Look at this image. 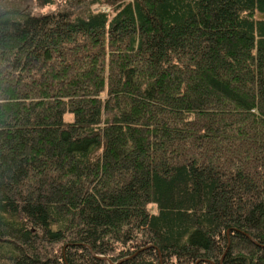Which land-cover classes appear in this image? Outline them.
Wrapping results in <instances>:
<instances>
[{
  "label": "trees",
  "instance_id": "1",
  "mask_svg": "<svg viewBox=\"0 0 264 264\" xmlns=\"http://www.w3.org/2000/svg\"><path fill=\"white\" fill-rule=\"evenodd\" d=\"M0 264H264V0H0Z\"/></svg>",
  "mask_w": 264,
  "mask_h": 264
},
{
  "label": "rangeland",
  "instance_id": "2",
  "mask_svg": "<svg viewBox=\"0 0 264 264\" xmlns=\"http://www.w3.org/2000/svg\"><path fill=\"white\" fill-rule=\"evenodd\" d=\"M63 0H54L53 4L44 6L38 0H22V7L29 12L34 13L35 15H41L45 13H49L59 9ZM93 10L95 11H109L107 6L103 5H94ZM71 118V114H67L65 116L66 120ZM151 210H155L154 206L150 207Z\"/></svg>",
  "mask_w": 264,
  "mask_h": 264
}]
</instances>
